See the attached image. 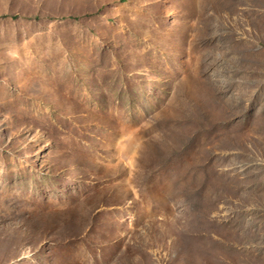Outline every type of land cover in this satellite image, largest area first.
Returning <instances> with one entry per match:
<instances>
[{
	"label": "rangeland",
	"instance_id": "1",
	"mask_svg": "<svg viewBox=\"0 0 264 264\" xmlns=\"http://www.w3.org/2000/svg\"><path fill=\"white\" fill-rule=\"evenodd\" d=\"M0 264H264V0H0Z\"/></svg>",
	"mask_w": 264,
	"mask_h": 264
}]
</instances>
